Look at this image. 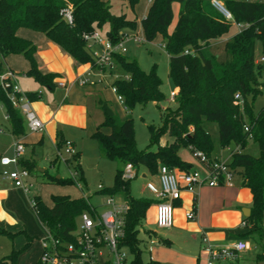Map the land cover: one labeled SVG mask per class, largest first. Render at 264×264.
Wrapping results in <instances>:
<instances>
[{
  "label": "trees",
  "instance_id": "obj_1",
  "mask_svg": "<svg viewBox=\"0 0 264 264\" xmlns=\"http://www.w3.org/2000/svg\"><path fill=\"white\" fill-rule=\"evenodd\" d=\"M139 1L125 0L132 10ZM149 1L147 14L141 19L140 26L147 42H153L158 37L161 39L169 57V78L179 90L173 99L176 109H163L159 105L166 101V95L161 89L162 80L156 67L144 72L135 59L115 54L116 63L128 77L115 80L111 84L112 89L122 98L127 109L156 104L163 127L159 130L150 128V147H156L155 151L137 149L134 124L129 119L117 126L114 117H108L91 135V139L97 143L100 157L122 166L116 172L114 187L103 191L106 195L119 192L126 194L128 211L121 244L130 249L135 264H140L139 227L153 204L149 199L131 196V180L123 179L125 166L132 165L136 170L142 167L151 175H157L162 165L188 173L194 167L181 159L182 148H188L192 155L195 151L202 152L213 161V141L202 126L204 121L218 124L220 147L232 151L229 167L239 175L242 186L253 195L252 213L245 219L246 236L263 241L264 107L254 115L253 101L249 102L248 98L254 100L260 94L259 80L264 72V62L256 63L255 58L256 42H260L264 59V0H216L231 15L232 20H228L213 5V0ZM175 4L179 5V11L174 23ZM65 9L71 11L72 24L63 16ZM111 9V2L103 0H0V71L4 69L7 57L22 56L29 64L28 77L44 87H54L57 75L41 73L35 59L36 46L17 36L21 29L44 35L77 64H90L93 68H99L85 36L106 29L105 38L116 44L129 31L137 29L136 20L129 19L126 14L114 15ZM233 23L246 27L226 41L224 60L220 61L216 55L204 51L214 41L224 37ZM173 24L174 28L170 32ZM186 51L190 53L185 54ZM10 92L0 87V103L12 133L20 136L24 134V121L8 98ZM237 93L242 97V106L234 104ZM24 96L30 102L39 98L37 93H26ZM164 135L174 141L161 145ZM249 140L258 146V156L245 152ZM64 144L59 142L58 148H63ZM79 158L77 153L67 163L73 167L76 177L84 181ZM20 164L29 173L34 171L33 162L22 160ZM45 176L50 185H74L72 178L57 179L47 173ZM51 201L50 207L40 196H34L33 211L39 223L55 238L70 241L78 217L89 210L88 203L84 198L74 199L68 195L52 196ZM0 235L11 239L16 237V234L2 228ZM27 240L23 249L13 250L3 262L15 264L18 256L33 242L31 237H27ZM259 257L264 258V255ZM148 264L159 263L150 261Z\"/></svg>",
  "mask_w": 264,
  "mask_h": 264
},
{
  "label": "crops",
  "instance_id": "obj_2",
  "mask_svg": "<svg viewBox=\"0 0 264 264\" xmlns=\"http://www.w3.org/2000/svg\"><path fill=\"white\" fill-rule=\"evenodd\" d=\"M148 3L150 5V1ZM240 31L241 29L239 28V32ZM17 36L31 41L36 46L37 51L35 59L41 73L53 74L57 75V77L54 79L53 88L44 87L33 78L26 75L29 70V64L22 56L13 55L5 59L4 67L16 74V82L22 93L24 95L26 93L39 94L37 100L33 102L28 100V102L33 112L43 122L44 131L41 133H31L28 130L26 121L23 120L24 134L15 136L11 131L10 123L6 116L9 128L7 133L0 129V139L5 136L4 138L9 146L1 151H3L2 153L4 154H11L13 152V145L17 140L20 141L24 147H31L33 152L25 149L22 160L33 162L35 166L34 172L37 173V176H45L46 173L49 174L48 170L40 168L33 158L35 148L51 147L56 150V152L60 153L63 148L59 149L58 143L70 141L76 152L79 153L75 142L76 136L80 137V134L84 132L90 135L91 138V135L102 123H100V121H102V116L99 115L100 113H97V116L93 118L94 116L92 114L97 111V108L92 110L91 101L93 100L97 106L98 98L93 96V94L98 93V97H102L101 93L105 92L101 85L104 80L103 72H105L106 69L93 68L90 64H77L69 55L63 52L58 46L51 43L42 34L21 29L17 32ZM229 39L231 38H228L226 41ZM219 41L220 39L214 41L210 46L218 44ZM258 62L259 61H256V63ZM21 76L23 79L20 78ZM79 81H87V84L79 85ZM60 83H64L65 87H60ZM111 91L116 95L112 87ZM178 91L179 90L176 88L175 93H178ZM99 99L100 104L103 103V100L101 98ZM112 116L113 113L108 111L106 119ZM166 143L168 142L161 140V145H165ZM181 159L183 160L184 158L181 157ZM213 159L224 161L222 158L217 157ZM55 161L56 158L50 161V167L54 168L57 166V161ZM183 161L191 163L194 169H202V166L195 159ZM65 164L67 167H71L68 165L67 160ZM20 166L24 168L22 164H20ZM14 170L15 167L13 166L3 167L0 165V228L9 233L16 234V237H19L17 243L12 246L11 252L13 250L20 251L23 249L27 244V237L33 238L30 248L34 250L35 256L32 260V264H38L41 255V239L37 238V242H35V245L33 244L36 240V236H34V226L39 222L32 208V198L35 195L30 192V185L28 186L26 181L24 184L28 191H25L24 188L16 187L13 181L3 176L4 171L12 172ZM137 170L134 169L135 175ZM175 170H177L178 173L181 172L178 169ZM142 176L148 180L146 190L150 196L140 199H149L153 201L147 213L152 211L153 220L154 223H156V205L158 203V198L148 189V186L151 185L159 189V175H151L145 170ZM54 177L57 179L62 178L58 173H56ZM72 198L85 199L86 196L82 194ZM87 199L89 200V197H87ZM252 203L253 195L248 188L242 186L241 178L237 173H235L232 187L221 185L218 187L206 186L197 188L194 191L183 190L181 198L175 203L174 227L171 228L172 230L169 232H166L163 235L164 237L160 240L161 243L169 248L166 250V257L176 260L177 264H204L206 256L203 252L202 237L205 235L216 247H232L239 240H246L249 243L250 249L241 253L236 262L238 263L243 260L245 258L243 255L252 250V245L249 241L255 240L256 243L260 242L256 240L257 237L255 239L254 237L246 236L248 231L244 223L245 219L251 216ZM48 206L51 207L52 202ZM193 209L196 210V217L194 220H188L186 214ZM246 211L250 213L248 217L245 216ZM0 236L8 238L13 243L14 238L11 239L6 235ZM259 244L263 246L261 247L263 252L261 255H264V240ZM257 258L260 260L259 256H257Z\"/></svg>",
  "mask_w": 264,
  "mask_h": 264
},
{
  "label": "rangeland",
  "instance_id": "obj_3",
  "mask_svg": "<svg viewBox=\"0 0 264 264\" xmlns=\"http://www.w3.org/2000/svg\"><path fill=\"white\" fill-rule=\"evenodd\" d=\"M103 1L111 2V12L114 15L126 14L129 19L137 21V29L135 31H129L127 33L129 38L124 41L126 52L122 55L131 59H135L138 62L140 69L144 72H150L152 68L156 67L157 74L162 80L161 89L166 95V101L160 103L159 105L163 109H176L174 100L170 98V94L175 92L176 87L172 80L169 78V57L163 48L161 39L158 37L153 42H147L144 38V34L140 26L141 19L144 18L147 14L149 1L140 0L138 5L133 10L127 5L125 0ZM173 10L175 13V23L179 10L177 4L173 5ZM173 28L174 26H171L169 31L171 32ZM105 32L106 29L100 31V34L103 38H105ZM238 33L239 27L237 24L233 23L229 32L220 39L218 44L209 46L205 48L204 51H209L210 53L216 55L220 61L224 60V45L226 40L228 38H233ZM134 36H138L142 41L140 43H136L134 40ZM101 50V46L93 45L94 52L99 53L101 52ZM255 58L256 61H261L262 50L260 42H256ZM112 62L114 64V68H107L105 72H103L104 80L101 86L105 92L101 93L102 97H98V93L93 94V96L97 97L98 99L96 98L97 106L93 100L91 101V108L92 110H95L97 108V111L99 112H93L92 115L94 117H92L95 118L97 116V113H100L99 115L102 116V121H100V123H104L106 120V116H108V111H110L113 113L115 124L117 126H120L125 120H132L134 124L137 149L139 151H146L149 149L151 151H155L156 147H150V128L152 127L155 130H159L163 127L160 117V110L154 103H150L146 106H136L133 109H127L124 102H121L118 97L111 91L110 85L115 80L126 79L128 76L116 63L114 56H112ZM20 78L23 79L22 76ZM259 93L260 94H258L254 100L252 99V97L248 98L249 102L253 101L254 115H257L259 111L264 107V72L261 74L259 80ZM99 98L103 100V103L100 104ZM17 112L19 116L24 121H26L25 115L20 108L17 109ZM202 126L205 131L211 136V139L213 141L212 157L222 158L224 161L230 162L232 151L231 149L220 147L218 124L214 122L204 121ZM8 128L9 124L6 120V113L4 107L0 103V129H2L3 132L7 133ZM80 135V137L76 136L75 142L78 147L77 150L81 155L80 163L84 172V181L80 180L77 177H73L75 171L72 166H66L65 161L69 160L70 158L65 154L63 149L60 155L59 152H56V150L52 149L51 147L35 148L33 158L40 168L47 169L50 176H54L56 173H58L63 179L71 177L74 180L73 186H51L47 184V176H37V173L34 171L28 178L24 179V182L26 181L27 185H30V192L35 196H40L46 205H50V203L52 202V196L64 194L71 197H78V195L83 194L86 196V198L89 197V201L94 206H99L103 201V196L98 193V186L102 185L105 188L114 187L116 172L122 166L118 162H113L101 158L98 152L96 141L92 140L90 138V135H87L84 132H82V134ZM4 137L0 139V155L10 158L12 157L13 152L11 154H4L2 153L3 151H1L2 149L9 146L7 145L6 139ZM161 140L168 143L174 141L173 138L168 135H164ZM247 144L248 145L246 147V152L253 156H258V146L251 140H249ZM24 149L33 152L32 148L29 146H25ZM180 155L182 158H184L183 160L195 159L188 148H182L180 150ZM55 158L57 159V166L54 168L50 167V161L54 160ZM144 171V168L140 167L137 170L136 175L130 181L131 196L136 199L146 198L150 196V194L146 190V184L148 180L143 178L142 176ZM117 197L119 200L123 201L126 199V194L124 192H119L117 193ZM170 230L172 229L158 228L156 223H154L152 211H149L147 213L146 219L141 222V225L139 227L138 238L140 240L139 249L141 251L140 264H148L150 261H156L159 264H177L176 260L166 257V250L169 248L160 242V240L164 237L163 235ZM34 232V236H36V240L33 243L34 245L35 242H37V238L42 239L48 236V230L43 228L39 222H37L34 226ZM18 238L19 237H15L12 243V241H10L8 238L0 236V264H12L10 261H6L4 263L3 259L6 256L10 255L12 246L17 243ZM256 240L259 242L258 238ZM249 242L252 245V250L243 255V257L245 258L238 263L234 261L227 264H264V258H260V260H258L257 258V256L263 254L261 250V247L263 246L259 244L261 241L259 243H256L255 240H250ZM30 247L18 256L15 264H32L35 252L34 250H31L32 248ZM125 250L129 254L130 261L135 262V257L131 253L130 249L125 248Z\"/></svg>",
  "mask_w": 264,
  "mask_h": 264
},
{
  "label": "built area",
  "instance_id": "obj_4",
  "mask_svg": "<svg viewBox=\"0 0 264 264\" xmlns=\"http://www.w3.org/2000/svg\"><path fill=\"white\" fill-rule=\"evenodd\" d=\"M213 5L220 11L223 6L216 0ZM221 12V11H220ZM65 20L72 24L71 11L65 9L63 12ZM228 20H232L231 15L225 10L221 12ZM242 30L245 25H238ZM129 38L124 35L118 43H112L107 38H103L99 32H94L85 36L90 45L91 55L99 69H113L112 56L124 54L126 49L124 41ZM136 43L142 40L134 36ZM93 45L101 46V52L93 51ZM186 51L185 54H189ZM261 58L259 63H263ZM16 74L4 67L0 71V87L4 91L11 90L8 94L13 107L20 108L25 115L28 130L31 133H41L44 131L43 122L37 117L30 107V104L16 82ZM79 85H86L87 81H79ZM65 87L64 83L59 84ZM177 93L170 95L171 99ZM119 100L123 101L119 97ZM234 104L242 106L243 100L239 93L234 96ZM248 131V128L245 127ZM65 154L72 159L77 152L70 141H66L63 147ZM25 149L20 141H15L13 145L12 157L0 156V165L3 167L13 166L12 172L4 171L3 176L14 182L16 187H25L24 179L30 176L27 169L20 166ZM61 155V152H60ZM194 158L202 166L201 170L178 173L175 169H170L162 165L159 169V189L149 185L148 189L156 195L158 203L156 205V225L160 229H171L174 227L175 203L181 198L183 190L194 191L202 187H218L221 185L232 187L235 172L229 167V163L219 160L210 161L205 154L199 151L193 153ZM135 176L132 165L124 168L123 179L131 180ZM76 177V173L73 174ZM105 187L98 186V193L103 196V201L99 206H94L87 198L89 210L83 212L77 219V226L71 235L70 241H63L55 238L49 231L48 236L40 240L41 255L38 264H135L130 261L129 254L122 246L124 238L125 216L128 211L127 199L121 201L117 194L106 195L103 193ZM34 203L32 202V206ZM196 210L186 214L188 220H194ZM245 226V223H244ZM203 252L206 256L204 264H227L236 261L239 255L250 249L249 243L239 240L232 247H216L209 239L202 237Z\"/></svg>",
  "mask_w": 264,
  "mask_h": 264
},
{
  "label": "water",
  "instance_id": "obj_5",
  "mask_svg": "<svg viewBox=\"0 0 264 264\" xmlns=\"http://www.w3.org/2000/svg\"><path fill=\"white\" fill-rule=\"evenodd\" d=\"M222 9H223V11H225V9H224V8H222ZM220 11H221V12H223L222 10H220ZM248 212H249V211H248ZM249 214H250V213H248V214H246V213H245V216H246V217H248V216H249Z\"/></svg>",
  "mask_w": 264,
  "mask_h": 264
},
{
  "label": "bare ground",
  "instance_id": "obj_6",
  "mask_svg": "<svg viewBox=\"0 0 264 264\" xmlns=\"http://www.w3.org/2000/svg\"><path fill=\"white\" fill-rule=\"evenodd\" d=\"M246 213H248V211H246Z\"/></svg>",
  "mask_w": 264,
  "mask_h": 264
}]
</instances>
